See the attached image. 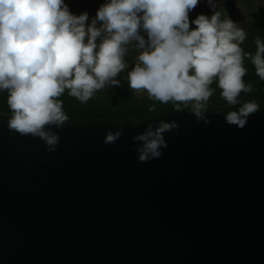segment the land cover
Masks as SVG:
<instances>
[{"label":"water","instance_id":"obj_1","mask_svg":"<svg viewBox=\"0 0 264 264\" xmlns=\"http://www.w3.org/2000/svg\"><path fill=\"white\" fill-rule=\"evenodd\" d=\"M233 110L67 121L54 152L0 110V264H264V108L243 129ZM160 120L179 135L141 163L132 137Z\"/></svg>","mask_w":264,"mask_h":264},{"label":"clouds","instance_id":"obj_2","mask_svg":"<svg viewBox=\"0 0 264 264\" xmlns=\"http://www.w3.org/2000/svg\"><path fill=\"white\" fill-rule=\"evenodd\" d=\"M200 2L104 0L89 22L87 11L74 14L65 0H0V92L7 93L8 129L39 138L54 152L60 137L53 128L69 120L65 92L86 104L125 81L138 99L146 94L175 111L190 106L205 124L215 83L227 105H239L225 122L243 129L260 109L255 100H241L242 93L254 91L244 80L245 59L264 81V39L255 37L254 54L245 52L248 33L229 16L222 18L216 0H205L210 16L190 19ZM130 46L138 53L131 68ZM149 111H156L155 103ZM173 130L179 135L175 120H160L133 136L138 161L159 159L168 147L165 133ZM122 135L123 128L109 130L103 143L114 144Z\"/></svg>","mask_w":264,"mask_h":264},{"label":"trees","instance_id":"obj_3","mask_svg":"<svg viewBox=\"0 0 264 264\" xmlns=\"http://www.w3.org/2000/svg\"><path fill=\"white\" fill-rule=\"evenodd\" d=\"M264 39V13H253L251 22L248 25L247 39L242 47L245 52L255 53V37ZM127 59V57H126ZM134 65V64H132ZM245 67L248 69L247 75L244 77L246 83H251L254 87L252 93H242L241 98L244 100H255L260 108H264V81H261L255 74V68L251 61L245 59ZM216 88L215 94L210 98L207 111L222 112L231 110L235 107H225L226 102L220 97V90L214 83ZM63 101L64 111L69 117L68 121H104V122H127L136 123L142 120L156 118L172 109V104H160L147 99L145 94L142 98H137L123 82L122 87H106L97 92L95 96L86 104H82L77 99L65 94L61 97ZM155 103L156 111L150 112L149 107ZM185 109H191L190 106ZM0 110L7 111V93L0 92Z\"/></svg>","mask_w":264,"mask_h":264},{"label":"rangeland","instance_id":"obj_4","mask_svg":"<svg viewBox=\"0 0 264 264\" xmlns=\"http://www.w3.org/2000/svg\"><path fill=\"white\" fill-rule=\"evenodd\" d=\"M68 3L70 10L74 14H81L87 11L89 14V22L95 16L97 9L104 0H65ZM217 10L222 13V18L229 16L233 21L238 22L246 32H248V25L251 22L253 13H264V0H216ZM211 15L212 10L208 7L205 0H201L199 6L190 13V19H195L198 14ZM195 27V25H192ZM138 53L130 46V51L127 55L129 68L135 62V57ZM125 74H121L123 78ZM127 84V82L125 81Z\"/></svg>","mask_w":264,"mask_h":264},{"label":"flooded vegetation","instance_id":"obj_5","mask_svg":"<svg viewBox=\"0 0 264 264\" xmlns=\"http://www.w3.org/2000/svg\"><path fill=\"white\" fill-rule=\"evenodd\" d=\"M248 33V32H247ZM241 100L243 101V99L241 98ZM262 105L264 106V103H262ZM225 107H232V106H229V105H225Z\"/></svg>","mask_w":264,"mask_h":264}]
</instances>
